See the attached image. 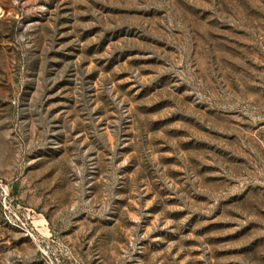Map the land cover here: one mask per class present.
<instances>
[{
  "label": "rangeland",
  "instance_id": "1",
  "mask_svg": "<svg viewBox=\"0 0 264 264\" xmlns=\"http://www.w3.org/2000/svg\"><path fill=\"white\" fill-rule=\"evenodd\" d=\"M0 264H264V0H0Z\"/></svg>",
  "mask_w": 264,
  "mask_h": 264
}]
</instances>
